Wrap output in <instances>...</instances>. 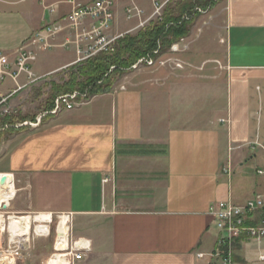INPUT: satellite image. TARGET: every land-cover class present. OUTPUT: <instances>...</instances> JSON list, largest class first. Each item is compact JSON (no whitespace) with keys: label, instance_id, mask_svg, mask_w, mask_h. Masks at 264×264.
Segmentation results:
<instances>
[{"label":"crops","instance_id":"0c3cea01","mask_svg":"<svg viewBox=\"0 0 264 264\" xmlns=\"http://www.w3.org/2000/svg\"><path fill=\"white\" fill-rule=\"evenodd\" d=\"M111 1V37L137 34L155 20L152 0H135L141 20L127 18L133 0ZM216 11L223 20L215 16L210 26L218 30L223 22L222 30L198 39L191 33L189 50L179 56L204 71L200 78L173 65L142 66L112 92L48 117L47 103L40 114L27 104L47 87L49 98L57 83L52 77L80 63L76 34L68 28L71 6L0 0V51L11 72L16 51L36 33L65 27L49 41L52 48L29 47L37 58L31 79L22 74L0 86L18 117L42 122L0 141V175L16 190L5 210L66 217L73 239L90 244L86 264H220L212 256L222 236L212 206H243L264 196V137L257 131L264 111V0H224ZM92 26L87 19L83 28ZM261 218L257 213L249 224ZM234 264H264V239L242 236Z\"/></svg>","mask_w":264,"mask_h":264},{"label":"built area","instance_id":"2783aa9c","mask_svg":"<svg viewBox=\"0 0 264 264\" xmlns=\"http://www.w3.org/2000/svg\"><path fill=\"white\" fill-rule=\"evenodd\" d=\"M66 3L71 6V13L68 16V28L76 34V47L79 61L83 62L87 59L93 58L101 53L114 52L115 44L121 37H111L108 34L111 25L114 22V9L111 0H95L94 2L83 5L80 0H66ZM168 2H161L159 0H152L153 4V18H161L163 11ZM126 15L129 20H141L143 11L139 5L133 0L131 6L126 10ZM87 19L93 21V26L89 30L83 28ZM143 23H141V26ZM65 30L62 25H50L43 31L34 35L30 43L16 51V71L11 72V64L8 56L0 51V86L7 78H11L15 83L22 74H25L29 79L33 77L31 64L36 61V55L29 50L30 46L39 45L42 48L49 49L53 46L49 41L55 36ZM185 39L180 40L174 44L170 51L173 56H178L179 53L187 51L189 46ZM182 45V46H181ZM171 63L177 70H185L186 65L179 58H172L164 60L163 57L157 61L140 60L133 70H137L142 66L164 67ZM11 96L5 95L0 91V117L6 118L17 115V110L9 105ZM86 95L74 93L71 95L60 96L55 103L54 109L51 113L46 114L56 116L64 110H72L75 107L81 106L86 102ZM45 115V116H46ZM41 119L36 123H25L15 126L14 128L29 127L32 129L38 128L41 125ZM259 175L264 177V170L259 171ZM110 178L106 177L104 184L108 183ZM211 213L214 218L217 229L222 234L219 243L218 251L212 256L220 259V264H234L235 247L242 236H246L250 240L261 241L264 239V196L258 195L254 199L247 202L243 206H237L231 201L219 202L212 206ZM257 213H261L262 218L257 225H250L251 220ZM15 217V216H13ZM52 217V216H51ZM60 218V217H58ZM11 217L9 218V220ZM0 231L1 226H0ZM91 251L90 244L84 240H77L70 248L69 264L81 262L84 257ZM24 246L19 240H8L6 246L0 245V264H21L23 259Z\"/></svg>","mask_w":264,"mask_h":264},{"label":"trees","instance_id":"16d2710c","mask_svg":"<svg viewBox=\"0 0 264 264\" xmlns=\"http://www.w3.org/2000/svg\"><path fill=\"white\" fill-rule=\"evenodd\" d=\"M224 0H175L169 2L161 18L152 21L137 34H127L117 40L112 53H101L80 62L66 72L61 84H52L47 108L52 111L55 101L64 95L79 93L86 100L113 91L117 78L133 70L140 60H156L168 53L174 44L190 37L200 13L211 11ZM48 117H51L48 115ZM35 117L11 116L0 118V141L29 127L14 128Z\"/></svg>","mask_w":264,"mask_h":264},{"label":"rangeland","instance_id":"374dc122","mask_svg":"<svg viewBox=\"0 0 264 264\" xmlns=\"http://www.w3.org/2000/svg\"><path fill=\"white\" fill-rule=\"evenodd\" d=\"M198 12L200 13V16L198 17L197 21L195 22V25L193 26L192 38L198 39L199 37L205 36V34L208 35V33L211 34L212 32H214L216 34V31L222 30V28L220 30V27H223V22L217 24V26L219 27L218 30H215V28L213 26H210V25L213 24V20H215L214 19L215 16H219L220 20L221 19L223 20L224 13H222L221 11H216V7H215V9H213L211 11H206L205 9H201V10H198ZM183 44H187V43H183ZM185 52H187V51H183V52L179 53L178 56L177 55L173 56L171 51H169L168 53L160 56L159 58L163 57V59L165 61L172 59V58H175V57L181 59L179 56ZM207 57H208L207 59H209V58H214L215 56L207 55ZM159 58H157L156 60H153V61H157ZM171 65H172L171 63H168L164 67H162V66H160V67L172 68ZM185 65H186V69L183 71L181 70L180 72H183L188 77L200 78L204 74V71H201L202 69L200 67L198 68L197 66H194L192 64H186V63H185ZM132 71H134V70H132ZM129 73H131V72H129ZM129 73H127V75ZM125 77H126V75L123 77L117 78L115 87H116V85L119 86ZM66 78H67L66 73L61 72V73H58L55 76H53L52 80H54V82L61 83ZM46 87H44V88H46ZM42 92L40 91L39 99L37 102L27 104L28 106H30L29 111H31V113L40 114V112L45 107L47 100H48L47 94L49 92V88L47 87L46 91H44V89H42ZM44 95H46V96L44 97ZM17 116H18V113H17ZM259 130L263 134L262 137H264V111H262V110L258 113V119H257V131H259ZM6 140H8V139H4L3 141H6ZM2 142H0V146H1ZM262 142H263V140H262ZM263 145H264V142H263ZM262 163H263V159H262ZM0 216L2 217V221H3V225H4V227L1 228L2 231H0V245L2 244L4 246H6L8 244L9 239L21 241V243L24 246L23 259H22L21 264H51L54 261L55 256L59 253L56 250V242H57V238H58V225L61 222V219L64 218V216H60V218H57V217L51 218L50 221L46 223V226H48V228H49V233H47V234L46 233L40 234L37 232V227L39 225H42V223H40L37 218L34 217L35 218L34 219L33 217L28 216V215H22V216L17 215V216H15V217H30L31 229H30L28 237L26 235H25L26 237H21L20 234H18V233L13 234V232H11V229H10V223L11 222H10L9 218L13 217L14 215L9 210H5L4 208L0 209ZM34 221L37 223H35ZM1 224H2V222H1ZM68 226H69V238H68L69 246L67 248V251L65 252L66 255L69 254L70 248L73 245V243L75 241H77V240H74L72 237V233L70 230V228H71L70 223L68 224ZM87 256H88V254L84 257V259L81 262L71 263V264H86V263H88L87 262L88 261ZM65 259L68 262L70 261L69 256H66Z\"/></svg>","mask_w":264,"mask_h":264},{"label":"bare ground","instance_id":"6f19581e","mask_svg":"<svg viewBox=\"0 0 264 264\" xmlns=\"http://www.w3.org/2000/svg\"><path fill=\"white\" fill-rule=\"evenodd\" d=\"M16 195V190L14 185L10 182V179L5 176H0V209L8 206L10 201L14 199ZM39 220L42 225L37 227L38 233H49V228L46 226V223L50 221V217L47 216H38L35 217ZM34 218V219H35ZM69 218V217H68ZM30 217H11L10 219V229L11 232L18 233L21 237H28L31 229ZM2 222V224H1ZM35 222V221H34ZM37 223V222H35ZM0 225L1 228L4 227L2 217L0 216ZM26 235V236H25ZM68 219L66 217L61 219V222L58 225V238L56 242V250L59 252L54 261L51 264H69L65 259L67 256L65 254L68 247Z\"/></svg>","mask_w":264,"mask_h":264},{"label":"water","instance_id":"95a60500","mask_svg":"<svg viewBox=\"0 0 264 264\" xmlns=\"http://www.w3.org/2000/svg\"><path fill=\"white\" fill-rule=\"evenodd\" d=\"M1 176V175H0ZM7 208V206L4 207V209Z\"/></svg>","mask_w":264,"mask_h":264}]
</instances>
